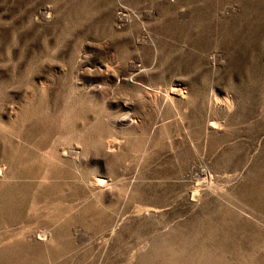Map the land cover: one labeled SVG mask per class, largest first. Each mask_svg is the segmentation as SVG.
I'll list each match as a JSON object with an SVG mask.
<instances>
[{
  "label": "rangeland",
  "instance_id": "1",
  "mask_svg": "<svg viewBox=\"0 0 264 264\" xmlns=\"http://www.w3.org/2000/svg\"><path fill=\"white\" fill-rule=\"evenodd\" d=\"M0 264H264V0H0Z\"/></svg>",
  "mask_w": 264,
  "mask_h": 264
}]
</instances>
